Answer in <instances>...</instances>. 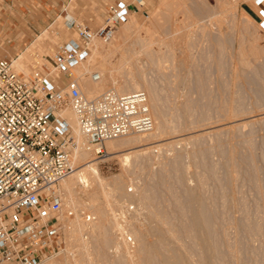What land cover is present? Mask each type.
Here are the masks:
<instances>
[{"label":"rangeland","instance_id":"1","mask_svg":"<svg viewBox=\"0 0 264 264\" xmlns=\"http://www.w3.org/2000/svg\"><path fill=\"white\" fill-rule=\"evenodd\" d=\"M117 1L0 0V58L20 56L22 73L23 66L29 72L49 66L58 47L77 36L66 14L95 30ZM121 1L132 6L129 20L112 38L94 40L99 53L90 48L84 63L92 66L80 85L90 96L98 84L91 72L101 67V87L113 77L121 87L138 82L149 95L155 127L134 134H153L148 146L122 143L113 155L105 143L97 165L108 192L100 191L98 201L107 213L88 203L79 207L96 214L105 236L83 234L82 222L76 239L66 234L63 254L44 264H92L97 250L123 255L124 264H165L155 251L149 261L143 253L161 241L160 229L161 250L179 249L181 264H264V21L257 0H145L139 7L136 0ZM95 90L94 96L102 92ZM121 188L124 195L117 196ZM126 218L131 247L116 223ZM86 242L89 251L81 253Z\"/></svg>","mask_w":264,"mask_h":264},{"label":"built area","instance_id":"2","mask_svg":"<svg viewBox=\"0 0 264 264\" xmlns=\"http://www.w3.org/2000/svg\"><path fill=\"white\" fill-rule=\"evenodd\" d=\"M257 4L264 21V0ZM130 12V5L118 0L97 30L71 21L68 28L79 38L58 47L50 58L52 68L43 64L26 74L16 70L11 57L0 58V264H43L65 251L66 223L78 215L89 223L95 220L93 213L65 206L60 190V183L76 171L78 147L64 109H74L98 157L105 154L107 140L154 129L145 90L110 89L89 97L76 72L94 40L111 38ZM93 73L99 80V72ZM120 234L134 246L130 233Z\"/></svg>","mask_w":264,"mask_h":264},{"label":"bare ground","instance_id":"3","mask_svg":"<svg viewBox=\"0 0 264 264\" xmlns=\"http://www.w3.org/2000/svg\"><path fill=\"white\" fill-rule=\"evenodd\" d=\"M137 1V3H138V7L139 6H143L144 4H145V0H136ZM260 1H262V0H260ZM127 3V2H126ZM127 4H129V3H127ZM130 5V11H132V6H131V4H129ZM136 10H139V9H136ZM130 14H131V12H130ZM249 17V16H248ZM251 17H249V19H250ZM251 20H252V18H251ZM67 26L69 25V23L71 22V21H77L76 19H74L72 16H68L67 17ZM253 22V21H252ZM105 25V24H104ZM69 27V26H68ZM101 27V26H100ZM98 29V28H97ZM97 29H95V30H97ZM117 30V29H116ZM76 32V31H75ZM116 32V31H115ZM114 32V33H115ZM77 33V32H76ZM113 35L114 34H112V37H113ZM111 37V38H112ZM74 39H78L79 37H78V33H77V36H75V37H73ZM98 38H102V37H98ZM71 39V38H70ZM69 39V40H70ZM97 39V38H96ZM96 39H95V41H96ZM103 39H105V38H103ZM110 39V38H109ZM107 40V39H106ZM94 41V42H95ZM99 43V42H98ZM102 44V43H101ZM90 48L92 49V52L94 53V54H98L99 52V50H98V44L95 42L94 43V46L93 45H91L90 46ZM20 57V56H19ZM19 57H13L12 56V60H13V63H14V66H15V68H16V70L18 71V72H21L20 70H19ZM90 58V59H89ZM89 60L88 61H91V59L93 58V56L92 55H90L89 56ZM183 61V60H182ZM97 63V62H96ZM18 64V65H17ZM92 64V63H91ZM99 64V63H98ZM96 64H94V66H95ZM92 65H90V67H91ZM89 66H88V64L86 65L84 62L83 63H80L79 65H78V73L77 74H79V76H81V75H83L84 73H86V72H89L90 71V68ZM23 68H24V72H26V74H28V73H31V71L29 72V68L27 67V66H23ZM48 68H52V65H51V63H50V65L48 66ZM113 68V67H112ZM108 69V68H107ZM99 72V74H100V79L99 80H94L93 79V72ZM95 71H93V72H91V79L93 80V81H95V82H98V84H96L95 82H92V83H95L93 86H92V91H89L91 94H90V96L89 97H95L94 96V90L95 89H97V92L98 91H102L101 93H104L105 91H108V90H110V89H115L116 91H118V92H120V93H128V92H132V91H135V90H140V88H141V85L138 83V82H136V81H134V80H130L127 84H124L123 86H125L126 85V87H121V85L118 83V81H117V79L116 78H114L113 76H111V77H113V78H111L112 79V81H111V85L109 86V87H104V86H99V83H103L104 84V68L103 67H101V68H99V70H95ZM117 71V70H116ZM111 72H112V70H111ZM132 73V72H131ZM183 78H184V74H183ZM185 79V78H184ZM89 84V83H88ZM102 84V85H103ZM99 86V87H101V88H99V87H97V88H94V86L96 87V86ZM101 85V84H100ZM98 88H99V90H98ZM81 89H82V91L84 92V90H83V88L81 87ZM143 89H145V88H143ZM91 90V89H90ZM95 93H96V90H95ZM98 95H100V94H98ZM88 96V95H87ZM150 100V99H149ZM157 108V107H156ZM155 109V108H154ZM63 116L68 120V122L70 123V125H71V127H72V133H73V136L76 138V140L78 141V147L76 148V149H74V155H75V163H76V171L70 176V177H68V178H66L65 180H63L61 183H60V190H61V192H62V194H63V199H64V204H65V206H70V207H73L75 210H77V211H82V209L84 210V208H79L80 207V205L82 204V205H88V204H90L89 206H91V205H93V206H95L96 208H100V210H102L104 207H103V205L104 204H102V203H100L99 201H98V194H99V192L100 191H103L104 192V195L108 192L107 190H106V188L104 187V178H103V176H102V174H101V172H100V169H99V167H98V165H97V162H98V159L99 158H101V157H104L103 155L101 156V157H98V156H95V157H92V153H94L93 151H92V149H91V147L88 145V143H87V141H86V139H85V137H84V135H83V133H82V130H81V128H80V125H79V121H78V117H77V114H76V112L74 111V109L73 108H71V107H68V108H66V109H64V111H63ZM160 120V119H159ZM158 122H160V121H158ZM164 122V121H163ZM162 125V124H161ZM157 128V127H156ZM159 128V127H158ZM157 131H158V129H156L154 132L157 134ZM162 132V131H161ZM160 133V132H159ZM134 134V133H133ZM139 134V133H138ZM151 134H153V133H144V134H140V135H131V134H129V135H126V136H121V137H117V138H114V139H109V140H107L105 143H106V148H107V154H115V152H116V148L120 145V144H122V143H131L132 141L133 142H135V143H140V142H145V144H142V145H145V146H148V145H146V144H148V143H146V141L148 140V136H151ZM163 134V133H162ZM158 135V134H157ZM156 135V136H157ZM156 138V137H155ZM142 142V143H143ZM151 142H152V140H151ZM155 142V141H154ZM154 142H153V144H154ZM142 145H138V146H141L142 147ZM149 145H151V144H149ZM132 146V145H131ZM135 146V145H134ZM140 148V147H139ZM119 149V148H118ZM146 149V148H145ZM144 149V150H145ZM121 150H123V149H121ZM143 150V149H142ZM120 151V150H119ZM140 151V150H139ZM132 153V152H131ZM106 154V155H107ZM122 156H124V159L125 160H128L129 158H130V152L129 153H123L122 154ZM78 163V164H77ZM78 165V166H77ZM100 188V189H99ZM62 189L64 190V192L62 191ZM103 194V193H102ZM128 194V193H127ZM87 196V197H85L84 198V196ZM117 196L118 195H124L123 194V190H122V188L121 189H119L118 190V193L116 194ZM129 195V194H128ZM116 196V199L118 198ZM125 196H126V192H125ZM68 199V200H67ZM80 199H81V201H80ZM67 201V202H66ZM68 201H70V202H72L73 203V205H75V206H72ZM97 201V202H96ZM114 202H115V200H113ZM117 201V200H116ZM96 202V203H95ZM99 202V203H98ZM112 202V201H111ZM111 202H109L110 204H111ZM79 203V204H78ZM86 203H88V204H86ZM115 203H117V202H115ZM107 204H105L104 206H106ZM105 209V208H104ZM103 209V211L102 212H100L99 210V213H100V215L102 214V213H107V211L106 210H104ZM87 211V210H86ZM95 211H96V209H95ZM87 212H89V211H87ZM97 212V211H96ZM90 213H92V212H90ZM94 214V213H93ZM95 215V220L93 221V222H86L80 215H78L76 218H74V219H72L71 221H67L68 223H66V227H65V229H66V231H65V235L67 234V233H70V235H71V237L73 238V239H76L80 234V231H79V233H78V230L77 229H75V226L77 225H79L80 223H82V222H84L83 224H84V226H85V230L83 231V234L86 232V233H88V232H90L91 231V233L92 232H94V231H98V233L100 234V237L102 236V237H104L105 236V229H104V224H103V222H100L99 223V221H97L96 219H97V216H96V214H94ZM150 216V214L148 215V217ZM140 217V216H139ZM154 217V216H153ZM138 218V217H137ZM102 219V218H101ZM146 219V218H145ZM150 219H152V216H151V218ZM130 221V218H126L125 220H124V222L123 223H120L118 220H116V223H117V225L120 227V229H121V232L124 234L126 231H127V224H128V222ZM138 222V221H137ZM148 222H150V220L148 219ZM152 222V221H151ZM153 222H154V220H153ZM156 223V222H155ZM155 223H153L152 225H153V227L156 225ZM130 224V223H129ZM155 224V225H154ZM152 225H150V227L148 226V228H150L151 229V227H152ZM158 225V224H157ZM80 226H83V225H80ZM152 227V229L151 230H153L154 228ZM147 228V229H148ZM80 229H82V228H80ZM133 229V228H132ZM156 229V228H155ZM149 230V229H148ZM151 230H149L150 232H151ZM154 231V230H153ZM158 231V227H157V230L155 231V232H157ZM160 231V237H159V240H161V241H158V243L157 242H155V244H153L152 246H151V249H150V247L149 246H144L143 247V253L145 254V258L147 257V261H149V259H150V257L151 256H153V253H152V255L150 256V253H151V251H155L157 254H159L158 256H160V257H162V261H165V264H181V256H180V254H181V252H180V254H179V249H174V247H172V248H167L168 249V252H163V250H161V246H160V242H163L164 240L163 239H165V237L163 236V234H162V232H161V229L159 230ZM146 232V231H145ZM145 232H140L141 234V236H143V235H145L146 233ZM95 233V232H94ZM133 233H135V235H137V237H138V235H139V233L137 232V231H133ZM79 234V235H78ZM69 235V234H68ZM69 235V236H70ZM139 235V236H140ZM152 235V234H151ZM147 236V235H146ZM155 236V235H154ZM100 238V240L101 239H103V238ZM65 238H66V236H65ZM81 238H83V237H81ZM99 238V237H98ZM141 238V237H140ZM144 238V237H143ZM143 238H142V240H143ZM146 238H148V236L146 237ZM79 239V238H78ZM157 239V238H156ZM72 239H70V241H71ZM83 240V239H82ZM145 240V239H144ZM143 240V241H144ZM154 240V239H153ZM69 241V240H68ZM81 241V240H80ZM79 241V242H80ZM147 241V240H146ZM74 242V241H73ZM76 242H78L77 240H76ZM83 242V241H82ZM105 242V241H104ZM104 242H103V244H104ZM68 243H70V242H68ZM81 243V242H80ZM85 243V242H84ZM84 243H82V244H84ZM100 243H102V241L100 242ZM145 243V242H144ZM90 244V243H89ZM103 244H101V246L103 247V246H105L106 247V245H103ZM149 244H150V242H149ZM152 244V243H151ZM170 244V243H169ZM69 245V244H68ZM72 245V244H71ZM144 245V244H143ZM174 245V244H173ZM77 246V245H76ZM75 246V247H76ZM98 246H100V245H98ZM68 247V246H67ZM80 247V246H79ZM104 247V248H105ZM169 247H170V245H169ZM69 248H70V245H69ZM81 248H84V249H82V252H81V249L80 248H78L79 249V251L81 252V253H83L84 252V250L87 252V251H89V245L87 244V242H86V244H84L83 245V247L81 246ZM137 248V247H136ZM98 249V248H97ZM125 249L127 250V253H128V255H129V257L132 259V260H130V261H134V260H136V259H134V258H136L137 256H135L136 254H135V252H134V250L133 251H131L130 249H128V247H125ZM66 250V249H65ZM102 250H104V249H102ZM118 250V248L116 247V251ZM126 250L124 251V252H126ZM136 250H138V248L136 249ZM110 251V250H109ZM71 252V251H70ZM108 252V251H107ZM115 252V251H114ZM134 252V253H133ZM72 253V252H71ZM80 253V254H81ZM90 254H91V252H89ZM98 253V254H97ZM97 255H95L96 257H91V263L92 264H124L123 262H122V260H123V258H122V256L123 255H119L118 257H115V258H110V254H108V256H104L103 255V252L101 253L100 252V250H97ZM110 253V252H109ZM63 254V253H62ZM76 254V253H75ZM142 254V253H141ZM61 255V254H60ZM59 255V256H60ZM85 255V254H84ZM107 255V254H106ZM126 255V254H125ZM81 256H82V254H81ZM81 256H80V258H81ZM86 256V255H85ZM114 256V255H113ZM121 256V257H120ZM141 256H143V255H140V257ZM56 257H58V256H56ZM74 257V256H73ZM83 257V256H82ZM106 257H108L109 259H111V260H109V259H107ZM84 258V257H83ZM50 259H52V257L51 258H49V259H47L46 261H44V263H46L47 261H49ZM89 259V258H88ZM134 259V260H133ZM82 261V260H81ZM90 261V260H89ZM79 262V261H78ZM43 263V264H44ZM136 263H138V262H136ZM135 263V264H136ZM75 264H77V263H75ZM79 264H81V263H79ZM130 264H131V262H130ZM149 264V263H148Z\"/></svg>","mask_w":264,"mask_h":264},{"label":"crops","instance_id":"4","mask_svg":"<svg viewBox=\"0 0 264 264\" xmlns=\"http://www.w3.org/2000/svg\"><path fill=\"white\" fill-rule=\"evenodd\" d=\"M19 1H21V0H19ZM258 10H259V8H258ZM66 11V10H65ZM259 12V11H258ZM64 13V12H63ZM62 15V14H61ZM66 15H68V16H70L69 14H66ZM259 17H261V15H260V12H259ZM4 57H9V56H4ZM18 65V64H17ZM19 67V66H18Z\"/></svg>","mask_w":264,"mask_h":264}]
</instances>
